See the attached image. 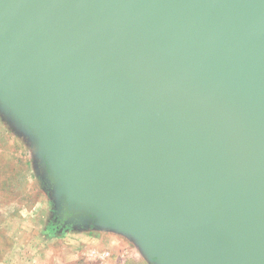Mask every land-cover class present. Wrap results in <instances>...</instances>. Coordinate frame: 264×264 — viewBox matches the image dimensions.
I'll return each instance as SVG.
<instances>
[{
    "label": "water",
    "instance_id": "95a60500",
    "mask_svg": "<svg viewBox=\"0 0 264 264\" xmlns=\"http://www.w3.org/2000/svg\"><path fill=\"white\" fill-rule=\"evenodd\" d=\"M0 115L63 227L264 264V0H0Z\"/></svg>",
    "mask_w": 264,
    "mask_h": 264
},
{
    "label": "rangeland",
    "instance_id": "374dc122",
    "mask_svg": "<svg viewBox=\"0 0 264 264\" xmlns=\"http://www.w3.org/2000/svg\"><path fill=\"white\" fill-rule=\"evenodd\" d=\"M43 170L36 147L0 115V224L12 235L0 240V264H150L120 233L63 227Z\"/></svg>",
    "mask_w": 264,
    "mask_h": 264
},
{
    "label": "crops",
    "instance_id": "0c3cea01",
    "mask_svg": "<svg viewBox=\"0 0 264 264\" xmlns=\"http://www.w3.org/2000/svg\"><path fill=\"white\" fill-rule=\"evenodd\" d=\"M8 187V186H7ZM5 188V187H4ZM2 188V189H4ZM1 217V216H0ZM7 223L6 219H5V223L3 221V225L0 224V240H4V241H9L10 242V239L12 237V235L10 234L9 230L6 229L7 227H5V224ZM13 242L14 240L17 241L18 239H12ZM52 243H55V242H52ZM11 248H12V244L8 246V249H5L6 252H4L5 254H10L11 253ZM2 252V251H1ZM3 261H5V259H3Z\"/></svg>",
    "mask_w": 264,
    "mask_h": 264
},
{
    "label": "flooded vegetation",
    "instance_id": "af4514ba",
    "mask_svg": "<svg viewBox=\"0 0 264 264\" xmlns=\"http://www.w3.org/2000/svg\"><path fill=\"white\" fill-rule=\"evenodd\" d=\"M65 219H66L65 217L62 219H59L62 222V225H63V222L65 221ZM59 220L57 222H59Z\"/></svg>",
    "mask_w": 264,
    "mask_h": 264
}]
</instances>
